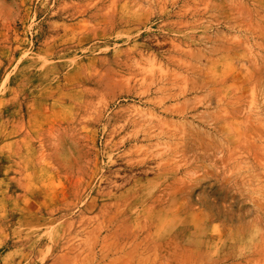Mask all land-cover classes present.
<instances>
[{"label":"rangeland","instance_id":"obj_1","mask_svg":"<svg viewBox=\"0 0 264 264\" xmlns=\"http://www.w3.org/2000/svg\"><path fill=\"white\" fill-rule=\"evenodd\" d=\"M0 264H264V0H0Z\"/></svg>","mask_w":264,"mask_h":264}]
</instances>
